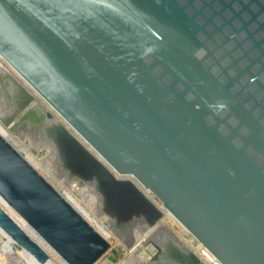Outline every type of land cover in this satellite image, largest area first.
Listing matches in <instances>:
<instances>
[{
    "label": "water",
    "instance_id": "obj_1",
    "mask_svg": "<svg viewBox=\"0 0 264 264\" xmlns=\"http://www.w3.org/2000/svg\"><path fill=\"white\" fill-rule=\"evenodd\" d=\"M0 56L67 124L19 86L18 125L129 248L163 217L146 190L220 264H264V0H0ZM0 198L36 239L1 206L0 227L42 264L41 243L66 264L111 248L1 132Z\"/></svg>",
    "mask_w": 264,
    "mask_h": 264
},
{
    "label": "rangeland",
    "instance_id": "obj_2",
    "mask_svg": "<svg viewBox=\"0 0 264 264\" xmlns=\"http://www.w3.org/2000/svg\"><path fill=\"white\" fill-rule=\"evenodd\" d=\"M5 79L6 78L4 76H1L0 74V122L3 125V127L5 129H8L9 131L8 132L9 136H5V137L26 158L28 157V153L33 155L36 160L32 161L31 164L68 200H69L68 198L69 195H67V193L64 191V188L65 189L71 188V190L73 189L74 191L72 193V196L80 203V206L79 205L77 206L75 203H73L74 201L72 202L71 201L72 199L69 201L106 238V235L103 234V232H101L102 228L97 224V222L102 221L106 227L107 219L104 216H100L97 214L98 213L97 203H98L99 198L97 194L94 192L93 187L89 185H84V186L79 185L78 183L67 184L66 178L60 176L59 166L56 162L55 150L52 151L50 146H45V144H49V145L51 144L42 142L41 140H39V138L36 135V131H37L36 129H34V131L33 130L31 131L27 128V125H20V126L18 125L19 117L21 116V114L16 115V116L14 115L16 108H17V104L19 102V99L17 97L18 96L17 88L13 85L10 79H6V80ZM10 136H12L13 138ZM47 148L50 149V152H48ZM51 154H53V157L51 156ZM47 159L54 166V169L56 171L55 176H52V175L50 176L48 173L43 171L40 167V166H43L44 168L46 167L45 168L46 170L49 169V167H47L49 166V164H47L48 163ZM86 186H89L92 192H90L88 188H85ZM91 193H93L96 196L97 202H94L91 200L92 198H94V195H92ZM93 207H94V210H93ZM11 214L14 215L12 212ZM15 217L17 218V216ZM163 220L164 219L160 221L159 225L154 230L155 232L149 231L151 232V234L148 236V238L151 239V241H154L158 245H160V243L164 239L165 240L168 239L170 242H173L174 244H177L181 246L182 248L184 247V248H187L189 251L194 252L193 251L194 249H192L191 244L186 243L184 241V240H187V242H189L191 239H194V238H191L193 236L189 235L188 232L186 233V231L182 230L178 225H175V226L174 225L172 226L170 224L167 225L165 224V222H163ZM107 228L108 227H106V229ZM26 229L28 230L29 228L27 227ZM29 231H31V229H29ZM108 232H110L112 235L111 237L106 238L111 244V248L96 264H138V263L141 264V261H139V258L144 259V260L152 258L150 254H148V252L140 253L141 252L140 249L144 248L143 245L140 244L141 243L140 241L142 240V236L140 235V233H145V232L140 231L138 228H135L133 230V242H132L131 248H129L127 244L123 243L116 234H113L110 230ZM179 236H182V238H180ZM146 246L145 248H148L149 252L153 253L154 251H156L154 244H150ZM194 246H196V244ZM16 247L17 249L18 248L22 249L19 245H16ZM136 249L137 250L139 249V251H137ZM143 254L144 255L146 254V255L144 256ZM15 259L16 257H9L7 260H5L6 261L5 264H24L18 258L16 260ZM149 263L150 262L146 264H149ZM0 264H3L1 258H0ZM38 264H41V263L38 262ZM151 264H154V262Z\"/></svg>",
    "mask_w": 264,
    "mask_h": 264
},
{
    "label": "bare ground",
    "instance_id": "obj_3",
    "mask_svg": "<svg viewBox=\"0 0 264 264\" xmlns=\"http://www.w3.org/2000/svg\"><path fill=\"white\" fill-rule=\"evenodd\" d=\"M0 74L1 76H4L6 79H10L13 83V85L19 89V86L21 88H24L28 93H30L34 100L32 102V105H37V106H41L42 108L48 110L54 117V119L57 122H60L62 124H64L65 126H67V124L65 123V121L36 93L34 92L31 87L23 80L21 79V77L15 72V70L13 68H11L6 62L5 60L0 56ZM2 78V77H1ZM5 79V80H6ZM3 80V79H2ZM3 82V81H2ZM0 132L3 136H9L8 135V129H5L3 127V125L0 122ZM11 135V134H10ZM12 137V136H10ZM13 138V137H12ZM15 140V139H14ZM16 141V140H15ZM82 141V140H81ZM83 142V141H82ZM84 143V142H83ZM85 144V143H84ZM86 145V144H85ZM45 146H50L51 150L53 151L54 148L49 145V144H45ZM89 147V146H87ZM48 152H50V149L47 148ZM92 153H94V151L92 149H90ZM95 154V153H94ZM96 155V154H95ZM48 156V155H47ZM51 156L53 157V154H51ZM28 161L31 163L32 161H35L36 159L34 158L33 155H31L30 153H28V157H27ZM40 160V159H39ZM48 162V163H47ZM47 164H49V169L46 170L43 166H40L41 169L43 171H45L46 173H48L50 176H55L56 171L54 169V166L51 164V162L47 159ZM39 163V162H38ZM35 164V163H34ZM51 164V165H50ZM39 165V164H37ZM58 175V174H57ZM84 186V185H83ZM85 188H88L91 191L89 186H86ZM64 191L67 193L69 200H71L73 203H75L77 206H80V203L73 198L72 193H73V189L71 190V188H64ZM145 194L153 201V203L162 210L163 212V217L162 219L163 222H165V224H170V225H178L182 230L186 231V229L168 212L164 209L162 203L157 200L150 192L144 190ZM92 195H94L93 193H91ZM74 195V194H73ZM77 196V195H76ZM78 198V197H77ZM91 198V197H89ZM99 198V197H98ZM94 202H97L96 196L94 195V198L91 199ZM98 204V203H97ZM0 206L13 218L15 219L19 225L26 230L33 238L36 239L35 235L33 234L34 232L29 231V227L28 225L25 223V221L12 209L10 208L1 198H0ZM82 208V207H81ZM83 209V208H82ZM96 209V208H95ZM94 210V207H93ZM17 216V218L11 214V212ZM85 211V210H84ZM92 211V210H91ZM87 212V211H86ZM97 213V212H96ZM98 214V213H97ZM99 215V214H98ZM90 216V215H89ZM161 219V220H162ZM160 220V221H161ZM98 221V220H97ZM159 221V223H160ZM107 223V222H106ZM159 223H157V225L153 228H146L145 233H140V235L142 236V240L139 242L140 244L143 245L144 248L140 249V253L143 252H148V254H150V256L152 257V255H154L155 251L153 253L149 252L148 248H145L146 245H150L153 244L151 239L148 238V236L151 234L152 231H154L157 226L159 225ZM97 224L102 228L101 232H103V234L106 235V238L111 237V233L108 232L110 230L109 228V224L107 223L108 227L106 229L104 223L102 221H98ZM163 224V223H162ZM98 226V228H99ZM28 227L29 229L27 230L26 228ZM163 228V227H162ZM167 228V227H166ZM165 229V227H164ZM180 229V231H181ZM163 230V229H162ZM111 231V230H110ZM141 231V230H140ZM151 231V232H149ZM112 232V231H111ZM149 232V233H148ZM155 232V231H154ZM159 232V231H158ZM113 233V232H112ZM182 233V231H181ZM187 233V231H186ZM114 234V233H113ZM139 234V233H138ZM178 235V234H177ZM190 235V234H189ZM139 236V235H138ZM140 237V236H139ZM180 238H182V236H179ZM187 237V236H186ZM193 238V237H191ZM140 240V239H139ZM184 240V239H183ZM186 243L191 244L192 249H194V253L195 255L200 259V261L203 264H220L219 262L216 261V259L213 258V256L209 253V251L204 248L200 243H198L197 241L195 242V239H191L189 242H187V240H184ZM43 248L47 251V253L50 256V259L47 263L45 264H66L63 260L60 259V257L58 255H56L46 244L43 245L44 243H41ZM192 244H196V246L192 245ZM17 243L0 227V258L2 259L3 264L6 263L5 260H7L9 257H16V259L18 258L20 261H22L24 264H38V261L36 260V258L31 255L30 253L26 252L23 248L22 249H17L16 247ZM147 247V246H146ZM149 247V246H148ZM155 247V246H154ZM138 248V247H137ZM187 249V248H186ZM137 250V249H136ZM139 251V249L137 250ZM157 251V250H156ZM188 253V252H187ZM138 254V253H137ZM144 255V254H143ZM146 255V254H145ZM144 255V256H145ZM139 256V255H138ZM143 258V257H142ZM15 259V260H16ZM150 259L144 260V259H140L139 261H141V264H146L149 262ZM21 262V263H22ZM40 263V262H39ZM42 264V263H41ZM140 264V263H138Z\"/></svg>",
    "mask_w": 264,
    "mask_h": 264
},
{
    "label": "flooded vegetation",
    "instance_id": "obj_4",
    "mask_svg": "<svg viewBox=\"0 0 264 264\" xmlns=\"http://www.w3.org/2000/svg\"><path fill=\"white\" fill-rule=\"evenodd\" d=\"M158 245V244H157ZM172 245H176L179 249H181V251H182V253H183V255L185 256V258H187V260L188 259H190V254H195L194 252H192V251H189L188 249H186V248H182L181 246H179V245H177V244H172L168 239H164L161 243H160V245H158L162 250H163V254L166 256V258H162L161 256H159V257H157V259L156 260H154L153 258H151L150 260H149V264H151V263H153L154 262V264H161V261H162V259H164V261L167 263V264H174V262L175 263H177L176 261H174L173 259L171 260L170 259V257H169V255L171 254V252L169 251V248L170 247H172ZM157 250V249H156ZM157 252H158V250L157 251H155V253H154V255L155 254H157ZM188 252V253H187ZM158 255V254H157ZM166 259V260H165Z\"/></svg>",
    "mask_w": 264,
    "mask_h": 264
},
{
    "label": "built area",
    "instance_id": "obj_5",
    "mask_svg": "<svg viewBox=\"0 0 264 264\" xmlns=\"http://www.w3.org/2000/svg\"><path fill=\"white\" fill-rule=\"evenodd\" d=\"M210 253V252H209ZM211 254V253H210ZM212 255V254H211ZM213 256V255H212ZM214 258V257H213ZM215 259V258H214ZM217 261V260H216ZM218 262V261H217Z\"/></svg>",
    "mask_w": 264,
    "mask_h": 264
}]
</instances>
